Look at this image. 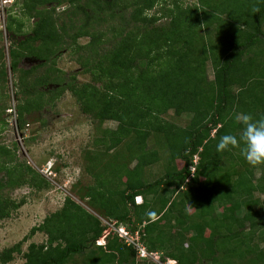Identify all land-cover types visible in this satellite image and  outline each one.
<instances>
[{
    "label": "trees",
    "instance_id": "trees-1",
    "mask_svg": "<svg viewBox=\"0 0 264 264\" xmlns=\"http://www.w3.org/2000/svg\"><path fill=\"white\" fill-rule=\"evenodd\" d=\"M155 1L22 0V14L34 18L29 32L17 40L12 25L6 26L13 37L8 56L19 116L39 113L71 91L95 121L117 123L98 138L111 153L105 164H113L112 173L109 167L97 172L79 198L100 217L139 229L147 249L162 252L161 260L264 264V234L253 242L264 226V165H249L240 148L216 151L220 137L239 134L237 114L264 117V0H200L194 6ZM156 4L160 15L159 10L150 15ZM80 38L88 40L79 44ZM69 49L82 71L92 74L91 82L78 84L74 74L56 68L57 55ZM26 58L38 62L23 69L20 61ZM5 78L0 49V82ZM169 110L190 115L188 124L162 119ZM152 136L157 148L147 149ZM158 148L166 153L164 173L148 181L144 171L159 161ZM13 159L11 150L0 146V221L24 202L11 200L13 189L47 186L39 173L11 164ZM105 171L109 174L101 179ZM136 195L145 202L136 204ZM246 223L248 237L241 230ZM104 229L98 216L65 198L21 241L0 252V264L21 253L23 264H155L140 260L114 233L104 246L96 245ZM37 232L45 240L30 242L22 252L23 242Z\"/></svg>",
    "mask_w": 264,
    "mask_h": 264
},
{
    "label": "rangeland",
    "instance_id": "rangeland-1",
    "mask_svg": "<svg viewBox=\"0 0 264 264\" xmlns=\"http://www.w3.org/2000/svg\"><path fill=\"white\" fill-rule=\"evenodd\" d=\"M125 1L132 2V0ZM220 1L228 2V0ZM20 2L22 0H7L6 2L0 0V49L6 63V78L4 82H0V123L4 121V124L0 125V146L9 148L13 153L14 159L11 164H23L39 173L47 181V186L37 188L24 184L9 192L11 200L15 202L23 200L24 202L17 210L12 211L9 217L0 221V252L21 241L29 233L31 227L40 224L46 216L58 210L65 198H71L80 205L88 207L87 209H91L89 201L81 200L79 197L84 194L88 186L96 182L97 172L107 170L109 167L108 172L112 173L113 164H105L110 160L111 153L105 150L98 138L105 128L115 129L117 125L112 120L99 123L89 114L84 113L77 97L71 91L63 92L56 100L46 104L39 113L33 112L27 115L23 112L21 117L19 116L18 99L15 96L16 76L9 68L8 56L13 37L7 31L6 26L11 24L15 32L14 38L21 40L29 32L34 21V18L27 19L22 14ZM155 2H182L184 6H194L201 1L156 0ZM159 9V4H156L149 14L152 15ZM160 13L159 10L158 15ZM20 22L24 23L21 28L18 27ZM87 40L88 38H80L78 43L85 44ZM71 50H62L57 55L56 68L66 75L74 74L78 84L91 82L92 74L82 71L75 59L76 54ZM37 62L33 58L22 59L20 67L27 69ZM205 69L208 78L212 79L213 70L210 62H207ZM49 87L52 86L49 85ZM161 117L174 125L184 127L191 116L186 113L176 116L172 110H169ZM155 140L154 136L147 139V149L157 148ZM160 149L159 161L145 168V178L148 181H153L164 173L166 153ZM177 162L182 165L180 160ZM135 164L136 160L126 164L128 171L132 170L131 165L135 166ZM258 174L256 170V177ZM2 176H4L3 170L0 172V178ZM167 196H169L168 192ZM260 198L263 200L264 195H260ZM241 227L244 237H248L245 234L248 232V224ZM208 232L209 230L206 234ZM263 234L264 226L256 230L253 242H257ZM44 240V233L37 232L23 242L22 252L26 250L30 242L40 243ZM23 262L21 253L15 254L9 264H23Z\"/></svg>",
    "mask_w": 264,
    "mask_h": 264
},
{
    "label": "clouds",
    "instance_id": "clouds-1",
    "mask_svg": "<svg viewBox=\"0 0 264 264\" xmlns=\"http://www.w3.org/2000/svg\"><path fill=\"white\" fill-rule=\"evenodd\" d=\"M236 120L240 125L239 134H226L220 137L216 151L240 148L249 165L253 167L264 165V117L257 119L250 113L241 112L237 114ZM149 215L154 216L155 213Z\"/></svg>",
    "mask_w": 264,
    "mask_h": 264
},
{
    "label": "built area",
    "instance_id": "built-area-1",
    "mask_svg": "<svg viewBox=\"0 0 264 264\" xmlns=\"http://www.w3.org/2000/svg\"><path fill=\"white\" fill-rule=\"evenodd\" d=\"M197 158L198 157L196 156L194 159L195 162L197 161ZM195 165L196 164L190 167V177L195 171ZM190 177L186 179V182L189 181ZM136 200H138V198H136ZM100 220L103 226H105V229L102 236L98 240H96V245H104L105 238L108 235L114 233L125 246H132L136 250L137 256L140 260H147L155 264H178L176 260L171 258L161 260L160 257L162 255V252L149 251L142 239V234L139 229H129L125 224L118 223L117 221L112 219L100 218Z\"/></svg>",
    "mask_w": 264,
    "mask_h": 264
},
{
    "label": "crops",
    "instance_id": "crops-1",
    "mask_svg": "<svg viewBox=\"0 0 264 264\" xmlns=\"http://www.w3.org/2000/svg\"><path fill=\"white\" fill-rule=\"evenodd\" d=\"M134 166H132L131 165V168H133ZM109 173L108 172H106L105 171V174H103V175H101V176H99L101 179H105L104 177H106L107 175H108ZM136 196H141L142 197V199H143V202H145L144 200H145V198L142 196V195H136ZM150 196H148L147 197V200H150ZM147 204V203H146ZM154 204V203H153ZM152 203L150 204L149 203V205L151 206V205H153ZM154 206V205H153ZM85 209H87L88 207H85V206H83ZM149 208V207H148ZM157 208V207H156ZM89 212H91L92 214H94L95 216H100V215H98L94 210H92V209H87ZM163 223H164V221H162V222H160L159 224V226H162L163 225Z\"/></svg>",
    "mask_w": 264,
    "mask_h": 264
},
{
    "label": "bare ground",
    "instance_id": "bare-ground-1",
    "mask_svg": "<svg viewBox=\"0 0 264 264\" xmlns=\"http://www.w3.org/2000/svg\"><path fill=\"white\" fill-rule=\"evenodd\" d=\"M195 157H196V156H195ZM195 157H194V159H195ZM197 159H198V158H197ZM194 162H195V161H194ZM195 163H197V161H196ZM136 198H138V200H136ZM135 201H136V202H135L136 204H141L143 200H142V197H138V196H136V197H135ZM104 245H105V244H104ZM104 245H100V246H104Z\"/></svg>",
    "mask_w": 264,
    "mask_h": 264
}]
</instances>
